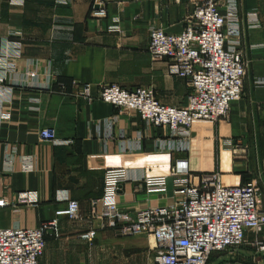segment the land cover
I'll return each instance as SVG.
<instances>
[{
	"label": "crops",
	"instance_id": "0c3cea01",
	"mask_svg": "<svg viewBox=\"0 0 264 264\" xmlns=\"http://www.w3.org/2000/svg\"><path fill=\"white\" fill-rule=\"evenodd\" d=\"M66 1L19 5L0 0V57L4 41L20 43L21 50L3 63L0 58L3 86L12 88L0 119V229L38 227L55 219L65 200H74L79 219L57 218L59 234L46 236L38 264H143L145 253L152 251L151 239L120 237L97 218L100 206L94 202L103 196L105 171L126 169L133 178L116 198L119 208L130 213L176 200L168 174L179 160L194 176L219 173L226 186L254 182L247 161L233 150L246 139L238 121L250 114L264 117V87L256 83L262 79L232 104L230 122H196L183 144L135 112L78 98L77 86L90 85L93 93L104 85L150 87L162 104L184 107L189 87L168 73L166 60L150 56L147 44L151 27L181 31L195 1L103 0L107 16L101 19L91 16L93 0ZM236 4L241 41L251 55L261 45L254 37L256 17L242 10V0ZM44 128L68 144L42 142ZM182 146L186 150H176ZM143 177H166L165 192L147 193ZM21 193H34L36 202L20 205ZM89 230L96 232L92 243L80 237ZM249 252L252 264H264V253ZM209 264L233 260L226 255L210 258Z\"/></svg>",
	"mask_w": 264,
	"mask_h": 264
},
{
	"label": "built area",
	"instance_id": "2783aa9c",
	"mask_svg": "<svg viewBox=\"0 0 264 264\" xmlns=\"http://www.w3.org/2000/svg\"><path fill=\"white\" fill-rule=\"evenodd\" d=\"M194 1L192 13L181 31L168 33L161 27H151L147 44L150 56L166 60L168 73L182 79L189 87L184 107L162 104L150 87L127 90L118 85H104L93 93L90 85H80L77 97L88 102L99 100L118 111L135 112L145 123L167 129L171 137L183 144L188 141L194 123L228 119L232 104L241 98L243 80L248 72L237 5L234 2L223 6L219 0ZM23 2L11 0V4ZM55 2L58 5L67 3L66 0ZM91 16L99 19L107 16L103 0H93ZM20 52V43L4 41L1 63L11 54ZM5 81L3 71L0 73V119L2 107L10 102L12 90L3 86ZM39 139L68 144L58 141L51 128L40 130ZM176 150L184 151L186 147ZM233 152L238 155L237 146ZM168 176L172 178L177 195L170 205L134 213L120 209L116 201L120 187L133 179L126 169L105 171L103 196L94 202L100 206L97 218L115 229L120 237L151 239L153 264H209L211 256L219 253L232 258L247 233L257 236L264 231L261 190L255 182L226 186L219 173L194 176L184 160L176 161ZM142 181L147 193L165 192L166 177H143ZM35 202L34 193L18 195L20 205ZM79 211L77 201L65 200V207L55 212V219L38 227L0 229V264H38L46 236L59 234L57 218L77 221ZM95 236L96 232L89 230L80 237L92 243ZM250 247L264 253V242L258 238Z\"/></svg>",
	"mask_w": 264,
	"mask_h": 264
},
{
	"label": "rangeland",
	"instance_id": "374dc122",
	"mask_svg": "<svg viewBox=\"0 0 264 264\" xmlns=\"http://www.w3.org/2000/svg\"><path fill=\"white\" fill-rule=\"evenodd\" d=\"M222 2L227 4L234 2L237 3V0H224ZM242 10L252 11V13H254L256 17V22L254 24V37L260 41L261 45L260 48L255 50L251 55L247 54L248 72L243 80L240 100L245 96L247 87L254 84L257 78L262 79L256 81L257 85L264 87V0H242ZM231 114L232 107L229 117L226 119L227 122H230ZM260 115L256 116L250 114L249 118H243L238 121L240 128L244 130L246 139L243 144H237L236 146L237 150H244L242 153L239 152L238 156L245 159L248 163L250 171L249 178L254 180L261 190V206L264 210V117H261L262 115ZM243 146L246 147L243 148ZM255 238L263 241L264 231L257 236L252 233H247L245 241L237 250L240 251V255L242 256H239L237 251L234 252L232 256L233 264H252L250 262L249 249L251 248V242ZM149 252L147 251L145 253L143 264H153L152 251ZM226 255V253L213 254L211 258L215 259V257H223Z\"/></svg>",
	"mask_w": 264,
	"mask_h": 264
}]
</instances>
